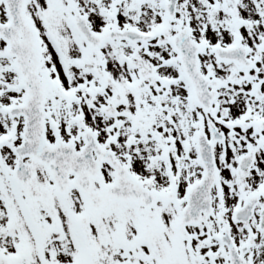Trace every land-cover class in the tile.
<instances>
[{
  "label": "snow or ice",
  "instance_id": "snow-or-ice-1",
  "mask_svg": "<svg viewBox=\"0 0 264 264\" xmlns=\"http://www.w3.org/2000/svg\"><path fill=\"white\" fill-rule=\"evenodd\" d=\"M0 264H264V0H0Z\"/></svg>",
  "mask_w": 264,
  "mask_h": 264
}]
</instances>
